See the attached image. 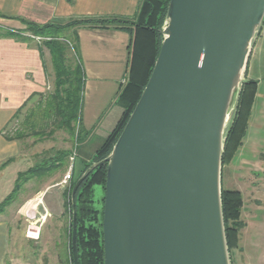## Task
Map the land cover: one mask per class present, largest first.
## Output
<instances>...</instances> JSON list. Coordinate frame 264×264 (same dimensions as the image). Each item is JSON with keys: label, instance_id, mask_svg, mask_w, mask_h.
I'll list each match as a JSON object with an SVG mask.
<instances>
[{"label": "water", "instance_id": "water-1", "mask_svg": "<svg viewBox=\"0 0 264 264\" xmlns=\"http://www.w3.org/2000/svg\"><path fill=\"white\" fill-rule=\"evenodd\" d=\"M264 0H169L149 79L106 166L103 264H231L221 158Z\"/></svg>", "mask_w": 264, "mask_h": 264}, {"label": "trees", "instance_id": "trees-1", "mask_svg": "<svg viewBox=\"0 0 264 264\" xmlns=\"http://www.w3.org/2000/svg\"><path fill=\"white\" fill-rule=\"evenodd\" d=\"M169 0H140L138 9L132 19L128 18H80L72 19L61 25L36 26L26 23V31L34 36L45 37L48 40L43 46L50 55L53 72V88L50 92L40 95L39 100L29 107L24 115L19 110L14 119L17 121L9 126L4 137L8 141H22L35 138L41 142L53 137L56 131L66 133L73 142L71 150L57 149L44 152L43 158L35 162L23 172H19L10 194L0 203V214L13 203L25 184L30 181L41 182L59 169L68 166V159L75 150L76 153L91 135V131L81 129V101L83 91V70L78 58V46L75 30L80 27L120 29L130 34L129 63L125 82L117 93L115 102L122 108V115L114 129L95 149L91 162L84 164L75 174L64 192L67 201L70 222L69 263L71 257V202L70 193L76 180L93 163L104 159L111 151L116 139L121 133L130 113L137 103L151 74L154 62L161 45V27L165 18ZM73 30L69 36H62ZM8 37H17L15 33L6 32ZM71 45L75 60L67 57V47L64 41ZM61 41V42H60ZM256 93V82L244 78L236 113L227 132L222 152L221 164L229 163L242 145L247 131L250 111ZM23 119L18 122V118ZM106 166H98L90 171L80 184L75 194L76 211V251L78 264H103L102 246V216L104 202V187ZM99 190L98 199L95 192ZM221 206L224 220L225 237L228 251L238 245L239 231L244 227L240 220L243 208L242 195L235 189H221Z\"/></svg>", "mask_w": 264, "mask_h": 264}, {"label": "crops", "instance_id": "crops-1", "mask_svg": "<svg viewBox=\"0 0 264 264\" xmlns=\"http://www.w3.org/2000/svg\"><path fill=\"white\" fill-rule=\"evenodd\" d=\"M139 3L140 0H0V192L3 191L0 201L13 189L16 179L15 176L9 182L7 171L21 161L15 141L6 140L4 132L15 121L16 113L21 110L24 114L29 105L46 93L49 84L46 61L48 57L50 61L49 52L36 36L26 31V23L43 27L80 18L132 19ZM6 32L15 33L17 37L5 36ZM68 33L71 35L73 30ZM75 36L84 78L81 124L85 131H91L76 153L77 174L84 164L91 162L95 149L122 115V108L115 99L125 82L131 37L125 30L88 27L77 28ZM257 44L252 48L250 62ZM250 62L247 78L256 82V93L245 137L250 133L255 140L264 127V78L249 77ZM260 84L263 87L259 90ZM94 137L101 140L96 146L92 144ZM3 214H0V264H8L10 227Z\"/></svg>", "mask_w": 264, "mask_h": 264}, {"label": "rangeland", "instance_id": "rangeland-1", "mask_svg": "<svg viewBox=\"0 0 264 264\" xmlns=\"http://www.w3.org/2000/svg\"><path fill=\"white\" fill-rule=\"evenodd\" d=\"M28 33L33 35L31 32ZM62 36L67 37L69 33L65 32ZM36 37L40 38L38 42L42 46L43 42L48 40L45 37ZM257 42L251 62V52L249 54L244 78H247L249 62V77L259 80L264 78V19L252 48ZM64 44L67 47V57L75 60L71 45L67 40ZM46 61L49 84L45 92L48 93L53 88V72L49 57ZM262 87L260 84L259 90ZM23 115L18 118V122L23 119ZM16 122L13 121L10 126ZM81 129H84L82 124ZM100 141V138L94 137L92 144L96 146ZM15 143L17 157H20L21 161L7 171L6 179L9 182L18 172L25 171L43 158L44 152L57 149L71 150L73 146L69 136L62 131H56L53 137L41 142H37L35 138H27ZM78 162L77 158L74 162L75 169ZM67 169L68 166L59 169L50 177L43 178L41 182H28L13 203L6 207L3 215L10 227L8 264H70L68 236L70 214L64 196L68 184L61 183ZM220 186L221 189H239L243 200L240 220L244 227L239 231L237 247L229 252L230 263L264 264V127L260 128L255 140H252L249 133L242 140V145L233 159L221 165ZM2 195L3 191L0 192V197H3ZM7 196L2 198L0 203ZM95 196L99 199L101 192L97 190ZM29 225L39 230L37 239L25 236Z\"/></svg>", "mask_w": 264, "mask_h": 264}, {"label": "built area", "instance_id": "built-area-1", "mask_svg": "<svg viewBox=\"0 0 264 264\" xmlns=\"http://www.w3.org/2000/svg\"><path fill=\"white\" fill-rule=\"evenodd\" d=\"M39 40L40 38H36ZM76 159V151L74 150L71 155L69 156V164L66 174L63 176L61 183L62 184H69L72 179V171L74 169V162ZM39 235V230L35 228L33 225H29L25 232V236L29 239H37Z\"/></svg>", "mask_w": 264, "mask_h": 264}, {"label": "bare ground", "instance_id": "bare-ground-1", "mask_svg": "<svg viewBox=\"0 0 264 264\" xmlns=\"http://www.w3.org/2000/svg\"><path fill=\"white\" fill-rule=\"evenodd\" d=\"M26 207H27V205H26ZM23 209H25V207Z\"/></svg>", "mask_w": 264, "mask_h": 264}]
</instances>
